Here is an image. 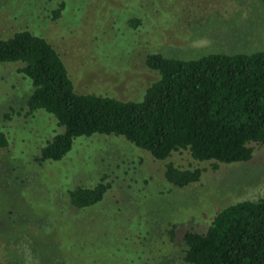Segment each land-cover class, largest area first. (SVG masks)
<instances>
[{"label": "rangeland", "instance_id": "rangeland-1", "mask_svg": "<svg viewBox=\"0 0 264 264\" xmlns=\"http://www.w3.org/2000/svg\"><path fill=\"white\" fill-rule=\"evenodd\" d=\"M17 31L52 46L76 94L136 101L156 78L144 66L147 53L185 60L264 51V0H0V39ZM17 68L0 65L8 143L0 148V263L184 264V232H202L222 208L264 197V146L241 163L185 153L156 161L120 137L95 135L75 139L58 162L36 164L59 129L43 111L24 116L31 87ZM167 163L201 175L176 188L163 177ZM99 180L109 189L98 204L68 203L67 190Z\"/></svg>", "mask_w": 264, "mask_h": 264}, {"label": "trees", "instance_id": "trees-1", "mask_svg": "<svg viewBox=\"0 0 264 264\" xmlns=\"http://www.w3.org/2000/svg\"><path fill=\"white\" fill-rule=\"evenodd\" d=\"M62 9L60 3L53 16ZM4 64L19 65L16 72L30 84L24 116L43 111L59 129L39 147V165L60 161L75 139L95 135L120 137L156 161L185 153L195 162L241 163L251 159L254 146H264V51L185 60L147 53L144 66L156 78L136 101L76 94L58 53L28 31L0 39ZM7 145L0 131V148ZM200 175L172 163L163 171L179 189ZM108 189L99 180L67 190L65 197L73 208L85 209ZM181 247L184 264H264V197L222 208L204 231L184 232Z\"/></svg>", "mask_w": 264, "mask_h": 264}]
</instances>
